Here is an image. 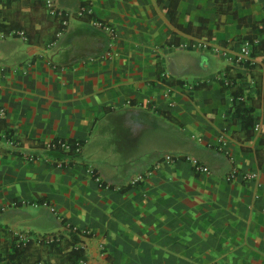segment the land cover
I'll return each instance as SVG.
<instances>
[{"label": "crops", "instance_id": "1", "mask_svg": "<svg viewBox=\"0 0 264 264\" xmlns=\"http://www.w3.org/2000/svg\"><path fill=\"white\" fill-rule=\"evenodd\" d=\"M36 1L55 21L44 0L16 2ZM56 6L68 23L54 41L55 25L0 39V225L72 227L89 264H264V60H238L264 40L252 26L264 0H234L239 17L216 0ZM228 68L249 90L260 83L253 135L231 112ZM60 140L82 148H54ZM46 212L52 228L34 224Z\"/></svg>", "mask_w": 264, "mask_h": 264}, {"label": "trees", "instance_id": "2", "mask_svg": "<svg viewBox=\"0 0 264 264\" xmlns=\"http://www.w3.org/2000/svg\"><path fill=\"white\" fill-rule=\"evenodd\" d=\"M19 0H0V39L16 35V31L22 30L32 39L33 33L40 28L46 29L55 25L54 34L51 40L54 41L60 31L66 25L63 21L67 15L55 16V21L48 18L46 10L40 1H36L32 6H23ZM219 4L218 12L232 11L238 16L234 6V0H216ZM225 2H228L226 8ZM242 22L244 18H239ZM250 24V23H249ZM254 30L264 33V20L252 22ZM190 31V28H185ZM254 37L250 39L253 40ZM251 55L260 56L264 60V40L258 44L253 43ZM244 62H249L245 60ZM232 71L228 68L225 76L221 78L224 91L232 94L235 104L231 112L235 117H240L250 135L254 134L256 125L261 120L260 83L255 82L253 90L243 87L235 78L240 76L230 75ZM226 77L233 78L232 83L226 82ZM253 100L250 105L248 100ZM4 118H0V122ZM25 234V235H24ZM83 239L80 232L74 228L62 232L53 233H17L7 226L0 225V264H89L86 249L83 246Z\"/></svg>", "mask_w": 264, "mask_h": 264}, {"label": "built area", "instance_id": "3", "mask_svg": "<svg viewBox=\"0 0 264 264\" xmlns=\"http://www.w3.org/2000/svg\"><path fill=\"white\" fill-rule=\"evenodd\" d=\"M44 4H45V7H46L48 13L50 15H52V16L67 15V14H65L64 12L60 11L57 8L56 0H44ZM87 12H88V7L87 6H83L79 10V15L83 16ZM63 23L67 26L68 18H66L63 21ZM93 24H95L96 26H98L100 28H103L106 31H108L111 39L115 40L117 38V32H116L115 28L111 24H108L107 22H105L103 20H94ZM16 35L26 36L25 32L22 31V30L16 31ZM112 53L113 52L111 50H109V52L107 54L108 55H112ZM250 56H251V50L247 46H243L242 49H241V53L239 55L238 60L240 62H244L245 60H251ZM228 82H229V80L227 81V83ZM5 113H6V108L4 106L0 105V116H3ZM259 127H261V122H259L256 125L255 129H257ZM222 142H223V144H226V141L224 139L222 140ZM52 146L54 148L62 149V150H65V151L74 150L76 152H79L81 150V148H82V143L79 142V141H77L75 143H70L68 141L60 140V141L55 142ZM180 158H185V157L184 156H181V157L180 156H175V155H172V154H166L164 156V159L166 161H175V160L180 159ZM186 158L191 160L194 163V165L197 167V169L202 170L204 172H210V168L208 166L202 164L197 158H194V157H186ZM234 176H235L234 174H230L229 177L232 179ZM253 176H255V173H253V172L246 173V177H248V178L253 177ZM52 210L55 211L56 209L54 207H52Z\"/></svg>", "mask_w": 264, "mask_h": 264}, {"label": "rangeland", "instance_id": "4", "mask_svg": "<svg viewBox=\"0 0 264 264\" xmlns=\"http://www.w3.org/2000/svg\"><path fill=\"white\" fill-rule=\"evenodd\" d=\"M44 219L47 222H42V221L39 222V220H38V221H35L34 224L37 225L38 227L52 228L55 225V221L57 220V218L55 216H52L50 212H48L46 214V216L44 217ZM17 232H20V230H17Z\"/></svg>", "mask_w": 264, "mask_h": 264}]
</instances>
